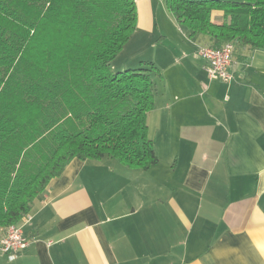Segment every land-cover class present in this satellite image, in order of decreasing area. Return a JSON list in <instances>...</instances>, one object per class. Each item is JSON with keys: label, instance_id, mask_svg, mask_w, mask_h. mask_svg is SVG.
<instances>
[{"label": "crops", "instance_id": "crops-1", "mask_svg": "<svg viewBox=\"0 0 264 264\" xmlns=\"http://www.w3.org/2000/svg\"><path fill=\"white\" fill-rule=\"evenodd\" d=\"M136 2L122 53L153 49L158 162L74 158L21 220L29 247L0 264H264V49L235 46L232 81L211 79V38L191 36L167 0L168 12Z\"/></svg>", "mask_w": 264, "mask_h": 264}, {"label": "trees", "instance_id": "trees-1", "mask_svg": "<svg viewBox=\"0 0 264 264\" xmlns=\"http://www.w3.org/2000/svg\"><path fill=\"white\" fill-rule=\"evenodd\" d=\"M167 6L213 47L264 49V0ZM137 17L136 0H0V230L19 224L74 158L158 162L148 114L160 71L151 60L114 69Z\"/></svg>", "mask_w": 264, "mask_h": 264}, {"label": "built area", "instance_id": "built-area-1", "mask_svg": "<svg viewBox=\"0 0 264 264\" xmlns=\"http://www.w3.org/2000/svg\"><path fill=\"white\" fill-rule=\"evenodd\" d=\"M234 53V45L225 43L220 47L204 46L200 49L201 56L206 60V70L211 79H221L231 82L233 74L230 71ZM0 238V254H5L10 260L16 259L29 247L30 241L24 233L22 224H11L4 229Z\"/></svg>", "mask_w": 264, "mask_h": 264}, {"label": "rangeland", "instance_id": "rangeland-1", "mask_svg": "<svg viewBox=\"0 0 264 264\" xmlns=\"http://www.w3.org/2000/svg\"><path fill=\"white\" fill-rule=\"evenodd\" d=\"M155 2H157L155 7L157 8V11L164 9L166 10V12H168L166 7V0H155ZM146 41L147 40H145L144 43L140 42L137 45H133V48L127 47V49L123 53L121 52L118 55L117 59H115L116 61L114 63V69L116 67H118L119 69H125L130 67L136 68L141 66L142 64H145L144 62L149 61L148 58L153 53V49H151L149 45V47H146Z\"/></svg>", "mask_w": 264, "mask_h": 264}]
</instances>
